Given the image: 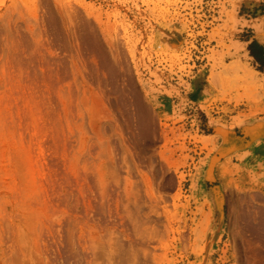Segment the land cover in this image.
Here are the masks:
<instances>
[{
  "label": "rangeland",
  "instance_id": "1",
  "mask_svg": "<svg viewBox=\"0 0 264 264\" xmlns=\"http://www.w3.org/2000/svg\"><path fill=\"white\" fill-rule=\"evenodd\" d=\"M263 7L0 0V264H65L68 219L96 264H249L262 250L247 226L264 220V66L245 25Z\"/></svg>",
  "mask_w": 264,
  "mask_h": 264
},
{
  "label": "bare ground",
  "instance_id": "2",
  "mask_svg": "<svg viewBox=\"0 0 264 264\" xmlns=\"http://www.w3.org/2000/svg\"><path fill=\"white\" fill-rule=\"evenodd\" d=\"M91 32V31H90ZM87 36V35H86ZM92 36V35H91ZM90 36V37H91ZM94 37H95V35H94ZM100 53H102L101 52V50H100ZM104 54H106V53H104ZM102 55V54H101ZM57 57V56H56ZM49 58V57H48ZM104 58V57H103ZM51 59V58H50ZM57 59V58H56ZM59 59V58H58ZM56 61V60H55ZM59 61H61V60H59ZM107 61V60H106ZM106 61H104L106 64L105 65H107V64H109L108 63V61L106 62ZM62 64H65L64 62L62 63ZM108 66V65H107ZM52 68V67H51ZM59 68V67H58ZM64 68H65V66H64ZM63 68V69H64ZM67 68V67H66ZM53 70H56V69H53ZM61 70V69H60ZM59 71V70H58ZM54 72V71H53ZM58 73V72H57ZM62 73V72H61ZM69 75V74H68ZM62 77V76H61ZM59 78V77H58ZM64 78V77H63ZM48 79V78H47ZM46 78H45V80H47ZM43 81V80H42ZM63 81V80H62ZM45 84V83H44ZM56 84V83H55ZM47 85H48V83H47ZM52 85V84H51ZM53 86V85H52ZM49 88V87H48ZM54 88V87H53ZM58 88V87H57ZM47 89V88H46ZM54 89H56V88H54ZM47 91H48V89H47ZM53 91V90H52ZM50 92V91H49ZM48 92V93H49ZM46 93V92H45ZM51 100V99H50ZM138 110V109H137ZM138 113H139V128H140V130H141V132L143 133V135L145 134H149V132H150V130H151V120L149 121V119H150V116H148L147 115V112L144 110V108L142 109V107L140 108V105H139V111H138ZM37 125V124H36ZM154 125V124H153ZM153 127V126H152ZM156 128V127H155ZM154 129V128H153ZM155 130V129H154ZM33 132H34V130H32ZM31 131V132H32ZM36 132V131H35ZM34 132V133H35ZM38 132H41L40 130L38 131ZM29 133V132H28ZM33 133V134H34ZM35 134H37V132L35 133ZM34 134V135H35ZM42 134V133H41ZM38 135H40L39 133H38ZM37 135V136H38ZM41 136V135H40ZM44 136V135H43ZM34 138L36 137V136H33ZM22 139V138H21ZM36 139V138H35ZM34 139H32V141H33ZM22 142V141H21ZM35 142H36V140H35ZM30 143H32V142H30ZM40 144V143H39ZM31 146V145H30ZM36 146V145H35ZM34 147V146H33ZM43 148V147H42ZM39 149V148H38ZM39 151H41V149H39ZM44 151V150H43ZM43 153V152H42ZM39 154H40V152H39ZM33 164H34V162H33ZM32 164V165H33ZM35 166V165H34ZM57 166V165H56ZM84 175V174H83ZM70 176V175H69ZM77 176V175H76ZM62 178H64L63 176H62ZM65 179V178H64ZM86 179V178H85ZM90 179V178H89ZM97 179V178H96ZM71 180H73V178H71ZM79 180V179H78ZM95 180V179H94ZM172 181H173V179H171ZM64 181H66V179L64 180ZM66 182H68V181H66ZM73 182V181H72ZM71 182V183H72ZM77 182H79V181H77ZM87 182V181H86ZM90 182V181H89ZM117 183V182H116ZM71 185V184H70ZM91 185L92 184H90V187H91ZM111 185H113V183L111 184ZM118 185V184H117ZM67 186H68V183H67ZM93 188H95L94 186H92ZM91 187V188H92ZM97 187V186H96ZM107 187H108V185H107ZM111 187V186H110ZM114 187V186H113ZM92 188V189H93ZM82 189V188H81ZM80 189V190H81ZM111 189H113V188H111ZM71 190V189H70ZM74 190V189H73ZM118 191H119V189H117ZM89 191V190H88ZM99 191V190H98ZM113 191V190H112ZM115 191V190H114ZM79 192H81V191H79ZM97 192V191H96ZM83 193V192H82ZM101 193H103V192H101ZM104 193H106V192H104ZM115 193H117V192H115ZM119 193V192H118ZM60 194V193H59ZM64 194V193H63ZM71 194V193H70ZM76 194V193H75ZM86 194V193H85ZM84 193L82 194L83 196H81L82 197V199H83V197H84V195H85ZM89 194V193H88ZM88 194H87V196H88ZM97 194V193H96ZM65 195H67V194H65ZM78 195H79V193H78ZM92 195L94 196V194L92 193ZM98 195V194H97ZM118 195V194H117ZM57 196V195H56ZM62 196V195H61ZM74 196V195H73ZM101 196V195H100ZM107 196H108V194H107ZM63 197V196H62ZM80 197V196H79ZM86 197V196H85ZM95 197V196H94ZM104 197V196H103ZM259 197V196H258ZM57 198V197H56ZM63 198H65V197H63ZM87 198V197H86ZM85 198V199H86ZM91 198V197H90ZM114 198V197H113ZM118 198V197H117ZM125 198V197H124ZM261 198V197H260ZM84 199V200H85ZM89 199V198H88ZM95 199H97V198H95ZM99 199V198H98ZM107 199V198H106ZM58 200H61V202L63 203V201H65V200H62V198L60 197L59 199H57V201ZM72 200V199H71ZM79 200V199H78ZM77 200V201H78ZM90 200V199H89ZM103 200V199H102ZM107 200H109V199H107ZM106 200V201H107ZM113 200V199H112ZM117 199H114V201H116ZM118 200H119V198H118ZM118 200L116 201V202H118ZM122 200V199H121ZM127 200V199H126ZM260 200H262V199H260ZM83 201V200H82ZM93 201H94V199H93ZM120 201V200H119ZM137 201V200H136ZM61 202H59V205H61L62 206V204H61ZM66 202L68 203V201H67V199H66ZM84 202V201H83ZM96 202V201H95ZM104 202H105V200H104ZM110 202V201H109ZM121 202V201H120ZM128 202V201H127ZM79 203V202H78ZM91 203V202H90ZM102 203V202H101ZM106 203V202H105ZM114 203V202H113ZM73 204V203H72ZM111 204V203H110ZM109 204V205H110ZM120 204V203H119ZM119 204H118V206H119ZM128 204V203H127ZM58 205V204H57ZM64 205V204H63ZM69 205V204H68ZM94 205H97V203H95ZM109 205H107V206H109ZM60 206V209L62 208V210H63V206L61 207ZM65 206H67V205H65ZM69 206H71V205H69ZM79 206V205H78ZM84 206V205H83ZM87 206V205H86ZM90 206H93V204L92 205H90ZM104 206V205H103ZM102 206V207H103ZM106 206V205H105ZM113 206V205H112ZM74 208H75V206H73ZM73 207H71V208H73ZM89 207V206H88ZM96 207V206H95ZM120 207V206H119ZM138 207V206H137ZM65 208V207H64ZM73 208V209H74ZM92 208V207H91ZM97 208V207H96ZM104 208V207H103ZM113 208H114V206H113ZM88 209H90V207L88 208ZM68 210H70V207H69V209ZM77 210V209H76ZM107 210V209H106ZM122 210V209H121ZM65 211H67V208H65ZM79 211V210H78ZM78 211H77V213H78ZM93 211V210H92ZM96 211H98V210H96ZM110 211V210H109ZM116 211V210H115ZM123 211V210H122ZM63 212H64V210H63ZM73 212V211H72ZM71 212V214H74V213H72ZM75 212V211H74ZM100 212H101V210H100ZM99 212V213H100ZM103 212V211H102ZM107 212V211H106ZM113 212V211H112ZM80 214L82 213V212H79ZM85 213V212H84ZM83 213V214H84ZM98 212H96V214H97ZM122 213V212H121ZM64 214V213H63ZM76 214V213H75ZM83 214H82V216H80V217H83ZM107 214V213H106ZM108 214H109V212H108ZM123 214H125V213H123ZM65 215V214H64ZM110 215V214H109ZM170 215V214H169ZM247 215V213L245 214H243V216L242 217H244L245 218V216ZM70 216V215H69ZM112 216V215H111ZM121 216V215H120ZM85 217H87L86 215H85ZM102 217V216H101ZM105 217V216H104ZM110 217V216H109ZM114 217V216H113ZM176 217V216H175ZM247 218V217H246ZM65 219V218H64ZM98 219V218H97ZM111 219V218H110ZM127 219V218H126ZM125 219V220H126ZM178 219V218H177ZM100 220H102V219H100ZM106 220V219H105ZM105 220H103L104 222H105ZM109 220V219H108ZM130 220V219H129ZM167 220V219H166ZM68 221H69V219H68ZM68 221H67V223H66V221H63V222H65L66 224H64V225H62V226H60L59 227V233H60V235L58 236L59 237V240H58V244L57 245H55V247H56V251H57V253L58 254H56L57 255V257H59V259H60V257L64 260V262H65V264H96V256H95V253H94V251H92V249H90L89 248V246H88V244H86L85 242H86V240H85V242L84 241H82V240H80V238L78 237V236H76V231H74V228H75V226H74V224H76L77 225V223H74V222H72V223H74V224H72V223H69L68 224ZM111 221H112V219H111ZM115 221V220H114ZM113 221V222H114ZM117 221V220H116ZM133 221V220H132ZM177 221V220H176ZM71 222V221H70ZM118 222V221H117ZM137 222V221H136ZM145 222H147V221H145ZM150 222V221H149ZM111 223V222H110ZM109 223V224H110ZM120 223V222H119ZM118 223V224H119ZM124 223V222H123ZM175 223V220H174V217H169L168 218V226H169V228H173V226L175 225L174 224ZM107 224V223H106ZM117 224V223H116ZM116 224H115V226H116ZM135 224V223H134ZM140 224V223H139ZM142 224V223H141ZM152 224V223H151ZM166 224V223H165ZM61 225V224H60ZM111 225H114V224H111ZM121 225V224H120ZM126 225V224H125ZM132 225H133V222H132ZM132 225H130L131 227H132ZM147 225V224H146ZM58 226V225H57ZM74 226V227H73ZM118 226V225H117ZM116 226V227H117ZM122 226V225H121ZM138 226V225H137ZM164 226V225H163ZM140 228H141V226H139ZM148 226H146V228H147ZM159 227H160V225H159ZM166 228H167V226H165ZM137 228V227H136ZM143 228V227H142ZM141 228V229H142ZM161 228V227H160ZM247 228H248V230L251 232V234L252 235H255L254 237H257L258 239H259V241L261 242L260 244L262 245V248L259 246V248H261L262 250H258L257 248H258V244L256 245L257 246V248H255V249H257V250H253V258H252V260H249L248 262H249V264H264V220H259V222L256 224V223H252V222H250L249 223V225L247 226ZM58 229V228H57ZM113 229V228H112ZM138 229V228H137ZM140 229V230H141ZM145 229V228H144ZM171 229L169 230V231H171ZM177 229V228H176ZM117 230V229H116ZM133 230V229H132ZM136 230V229H135ZM147 231L148 230H150V229H146ZM154 230H156V229H154ZM162 230V229H161ZM160 231V230H159ZM185 231V230H184ZM111 232V231H110ZM140 232V231H139ZM156 232H157V230H156ZM167 232H168V230H167ZM173 232V231H172ZM58 233V234H59ZM125 233H126V231H125ZM130 233V232H129ZM154 233V232H153ZM181 233H182V231H181ZM117 234V233H116ZM120 234H122V233H120ZM124 234V233H123ZM122 234V235H123ZM127 234V233H126ZM135 234V233H134ZM140 234V233H139ZM143 234V233H142ZM148 234H149V231H148ZM112 235V234H111ZM110 235V236H111ZM128 235V234H127ZM146 235H147V233H146ZM158 235V234H157ZM169 235V234H168ZM167 235V236H168ZM174 235V234H173ZM120 236L121 235H119V238H120ZM133 236V235H132ZM138 236V235H137ZM142 236H144V235H142ZM180 236V235H179ZM108 237V236H107ZM134 237V236H133ZM146 237V236H145ZM189 239H188V238ZM112 238H114V237H112ZM253 238V237H252ZM257 238H255V239H257ZM44 239V238H43ZM174 239V238H173ZM122 240H123V238H122ZM125 240V239H124ZM148 240V239H147ZM181 241H182V243H183V249L185 250H187V247H188V243H189V240H190V237L188 236V234H187V236L183 233V235L181 234V239H180ZM254 240V238L252 239V241ZM56 241V240H55ZM121 241V240H120ZM120 241H118V242H120ZM140 241V240H139ZM146 241V240H145ZM255 241V240H254ZM49 242V241H48ZM84 242V243H83ZM114 242V241H113ZM112 242V243H113ZM118 242H116V243H118ZM122 242V241H121ZM148 242H151L150 240L148 241ZM256 242V241H255ZM55 243V242H54ZM108 243V241L106 242V244ZM129 243V242H128ZM131 243H132V241H131ZM134 243H136V242H134ZM137 243H138V241H137ZM140 243V242H139ZM143 243V242H142ZM153 243V242H152ZM50 244V243H49ZM109 244H111V243H109ZM109 244H107V245H109ZM171 244V243H170ZM54 245V244H53ZM125 245V244H124ZM190 245V244H189ZM118 246V245H117ZM121 246V245H120ZM123 246V245H122ZM126 246H127V244H126ZM129 246H130V244H129ZM132 246H134V245H132ZM131 246V247H132ZM52 247V246H51ZM108 247V246H107ZM106 247V248H107ZM110 247V246H109ZM152 247V246H151ZM118 248V247H117ZM120 248V247H119ZM122 248V247H121ZM141 248H144V247H141ZM110 249V248H109ZM112 249V248H111ZM124 249V248H123ZM147 249V248H146ZM145 249V250H146ZM144 250V252L145 253H147V250L145 251ZM185 250V251H186ZM191 250V249H190ZM107 251V250H106ZM249 251H251V250H249ZM135 252H136V250H135ZM47 253V252H46ZM139 253V252H138ZM251 253H252V251H251ZM108 254V253H107ZM107 254H106V258H108L107 257ZM141 254V253H140ZM109 255V254H108ZM136 255V254H135ZM141 255H143V254H141ZM250 255H252V254H250ZM112 256H110L107 260H109L110 258H111ZM249 257V256H248ZM144 258V257H143ZM58 259V258H57ZM61 259V260H62ZM112 259V258H111ZM115 259H117V258H115ZM114 259V260H115ZM62 260V261H63ZM107 260H105L106 262H107ZM95 261V262H94ZM117 261V260H116ZM119 262L120 261H123V260H118ZM118 261L116 262L117 264H118ZM133 261V260H132ZM134 261H135V259H134ZM104 263V264H109V263ZM108 262H110V263H112L113 264V261L111 262V260L110 261H108ZM122 263V262H121Z\"/></svg>",
  "mask_w": 264,
  "mask_h": 264
},
{
  "label": "crops",
  "instance_id": "3",
  "mask_svg": "<svg viewBox=\"0 0 264 264\" xmlns=\"http://www.w3.org/2000/svg\"><path fill=\"white\" fill-rule=\"evenodd\" d=\"M260 12L261 11H259V13ZM262 13L264 14V11H262ZM260 17H264V15L259 16L257 18H246L247 24L245 25V28L247 30H250L249 32L251 34L248 40L249 45L254 42L260 47L262 53L261 54L259 53V58L264 63V20L263 23H261V21L259 20ZM249 59L255 62V64H260V62H258L255 59V57L250 54V52H249Z\"/></svg>",
  "mask_w": 264,
  "mask_h": 264
},
{
  "label": "trees",
  "instance_id": "4",
  "mask_svg": "<svg viewBox=\"0 0 264 264\" xmlns=\"http://www.w3.org/2000/svg\"><path fill=\"white\" fill-rule=\"evenodd\" d=\"M248 50H249L250 54H251L252 56H254L255 59H256L258 62H260V65H263V66H264L263 61H261V59L259 58V53H260V54L262 53L260 47H259L256 43L253 42L252 44L249 45ZM257 54H258V55H257Z\"/></svg>",
  "mask_w": 264,
  "mask_h": 264
}]
</instances>
